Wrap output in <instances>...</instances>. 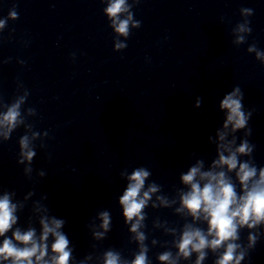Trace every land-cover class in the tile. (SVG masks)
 <instances>
[{
  "label": "clouds",
  "instance_id": "clouds-1",
  "mask_svg": "<svg viewBox=\"0 0 264 264\" xmlns=\"http://www.w3.org/2000/svg\"><path fill=\"white\" fill-rule=\"evenodd\" d=\"M101 2L106 4L103 13L115 33L114 50L120 52L126 49L125 41L132 30L141 27L132 11L140 0ZM239 12L241 20L230 32L231 44L236 47L248 44L252 33L249 18L254 15L252 8L242 7ZM9 19H18L15 8L8 17L0 19V29ZM221 22L231 23L224 17ZM246 51L264 65V50L255 42L248 44ZM22 87V94L15 95L10 103L0 97V143L10 140L12 133L23 127L24 134L18 139L17 164L23 166L24 176L34 182V187L23 199H16L14 190L0 188V264H153L149 252L156 247L163 249L156 254L157 264H205L210 255L212 264H242L250 260V253L264 238V166L255 162L256 145L250 140L249 125L254 109H245L244 92L239 85L219 102L223 122L208 137L215 146V157L208 163L199 153H190L188 158L194 163L180 172L179 186L173 185L171 193H166L164 186L152 179L149 167H134L130 172L124 168L119 172L126 183L117 202L127 228V244L135 248L128 255L115 247L97 251L112 231L111 211L100 209L85 225L94 243L93 251L82 259L74 255L75 246L64 231L66 219L54 215L45 203L48 196L32 199L36 195L35 184L46 176L45 170L40 169L33 177L32 164L37 147L45 149V139L50 137L48 131H36L29 122L28 118L35 117L37 112L33 107L24 108L30 93ZM202 102L203 98L197 97L194 108L199 109ZM241 131L242 137L237 135ZM29 201L30 215L26 226H22L18 213H23ZM148 209L171 210L178 220L170 223L156 215L151 217L149 228ZM245 230L246 243L241 239ZM155 232L170 239H157L153 236Z\"/></svg>",
  "mask_w": 264,
  "mask_h": 264
}]
</instances>
